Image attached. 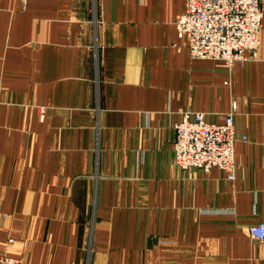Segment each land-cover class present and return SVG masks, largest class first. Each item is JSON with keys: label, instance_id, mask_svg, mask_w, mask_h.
I'll list each match as a JSON object with an SVG mask.
<instances>
[{"label": "crops", "instance_id": "1", "mask_svg": "<svg viewBox=\"0 0 264 264\" xmlns=\"http://www.w3.org/2000/svg\"><path fill=\"white\" fill-rule=\"evenodd\" d=\"M184 7L0 0V254L264 264L246 233L264 221V13L258 57L227 67L190 57L174 25ZM234 100L235 179L179 167L181 113L221 123Z\"/></svg>", "mask_w": 264, "mask_h": 264}, {"label": "built area", "instance_id": "2", "mask_svg": "<svg viewBox=\"0 0 264 264\" xmlns=\"http://www.w3.org/2000/svg\"><path fill=\"white\" fill-rule=\"evenodd\" d=\"M263 13L261 0H185L184 10L176 16L174 25L177 37L185 40L190 57L220 60L230 67L235 61L258 57ZM237 107V102L232 101L221 123L207 120L202 112L183 111L173 125L174 162L183 169L208 171L218 167L233 181L236 177L233 116ZM240 139L245 141L247 137L242 135ZM246 233L264 242V221L248 225ZM0 264H20V261L1 253Z\"/></svg>", "mask_w": 264, "mask_h": 264}, {"label": "rangeland", "instance_id": "3", "mask_svg": "<svg viewBox=\"0 0 264 264\" xmlns=\"http://www.w3.org/2000/svg\"><path fill=\"white\" fill-rule=\"evenodd\" d=\"M95 7H96V6H95V4H94V10H95Z\"/></svg>", "mask_w": 264, "mask_h": 264}]
</instances>
